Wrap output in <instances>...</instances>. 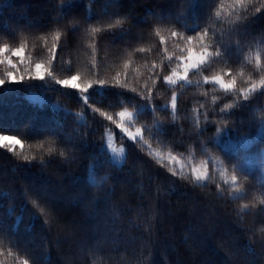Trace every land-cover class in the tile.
I'll list each match as a JSON object with an SVG mask.
<instances>
[{
    "label": "trees",
    "instance_id": "trees-1",
    "mask_svg": "<svg viewBox=\"0 0 264 264\" xmlns=\"http://www.w3.org/2000/svg\"><path fill=\"white\" fill-rule=\"evenodd\" d=\"M69 3L73 7L62 11L63 5ZM185 3L186 0H0V47L8 44L14 50L24 44L22 55L27 61L21 63L13 56L16 69L0 64V75L7 77L13 70L25 77L23 81L7 80L0 87V135L16 136L24 142L23 149L16 146V153L44 157L43 162L37 159L27 164L0 146L3 264H20L24 258L30 264H264V204L258 202L264 197L262 171L257 164L250 168L243 165L236 172L238 183L243 185L241 199L233 200L230 176L233 165L242 163L241 152L226 150L217 141L225 130L237 137L254 138L264 125V96L256 95L250 101L238 102L244 106L224 109L235 97L219 85L202 80L203 75L231 68L237 74L245 71L238 81L243 86L247 75L253 74L250 64L229 61L213 64L203 73L190 71L192 82L175 88V113L170 107L173 89L166 83L159 84L152 93L154 102L169 106L154 113L149 109V114L139 115L134 123V128L146 129L145 138L151 147L120 135L118 124L93 112L76 94L78 90L58 83L76 72L94 79V56L100 78L111 79L132 54L128 82L142 90L150 74L144 67L147 60L163 63L165 73L176 66L175 56L170 63L167 56L161 55L162 45L156 50L158 38L152 31L156 25L175 26L188 35L194 34L196 24L211 25L209 30L218 39L234 42L239 38L226 19L207 20L206 0H200L196 16L182 7ZM220 3L226 5L227 16L231 0H216L217 5ZM214 10L213 7L211 11ZM121 17L127 18L123 29L112 31L131 32L120 43L113 44L107 30L96 37L88 34L90 25L99 26ZM246 23L247 39L255 50L264 35V17ZM74 26L80 31L73 36ZM57 29L63 33L61 48L68 42H72L71 47L57 49L50 74L46 73L43 80L30 78L28 73L30 69L34 72L35 63L49 59L51 35ZM93 42L97 45L95 53L91 49ZM141 44L152 51L135 52ZM168 46L179 53L171 37ZM31 95L41 101H34ZM89 95L90 104L117 119L121 110L143 112L141 105L148 103L138 92L112 86L93 85ZM217 129L222 131L218 134ZM108 132H114L117 144L125 147L122 166L113 161L102 163L105 157L99 154L108 155L101 147ZM50 138L55 140L54 145L46 143ZM41 143L44 148L38 147ZM71 146L75 151L70 158L59 155L60 149ZM49 147L57 151L49 155ZM252 149L264 150V136L253 143ZM154 151L161 152L165 159L149 155ZM170 152L180 159L175 163L168 160ZM94 155L98 157L96 161ZM230 156L237 159L230 161ZM202 163L208 165L209 175L203 183L191 175L192 166ZM181 165L183 179L171 171L173 167L180 170ZM37 198L52 210L48 222L31 204ZM254 201V206L243 209L244 203Z\"/></svg>",
    "mask_w": 264,
    "mask_h": 264
},
{
    "label": "snow or ice",
    "instance_id": "snow-or-ice-1",
    "mask_svg": "<svg viewBox=\"0 0 264 264\" xmlns=\"http://www.w3.org/2000/svg\"><path fill=\"white\" fill-rule=\"evenodd\" d=\"M206 4L209 8L207 20L215 21L219 18L226 19L227 23L231 26L230 30L237 33L239 37L238 39L234 42L231 40L225 41L222 38L218 39L215 32H210L209 28L211 25L208 27H199L198 24L194 25L192 28V31L194 32L193 35H188L186 32L180 31L175 26L168 28L156 25L152 29L154 35L158 38L156 50L159 51L160 45H162L163 50L161 55L167 56L170 63L173 62L172 57L175 56L176 60L174 62L176 66L172 68L170 72L165 73V65L163 63H156L150 59L147 60L144 67L146 72L150 74L148 75L147 81L143 83L142 90L138 91L137 87L129 84L128 82V69L133 65L132 54H129L123 62L122 69L117 71L111 79L100 78L98 72L99 64L94 56L93 64L97 67V75L94 79L84 78L82 73L76 72L74 75H69L67 78L59 79L58 83L65 87L71 86L72 89L78 90L76 94L79 95L83 103L90 107L93 112H99L100 115L105 117L108 121L117 123L119 128L127 134L131 141L137 144L143 143L149 147H151V145L145 138L146 129L143 127H136L135 130H133V128L129 125L134 124L139 115L149 114V109H151V112L154 113L160 111L162 107L169 106L168 104L158 105L154 102L155 98L152 93L161 83H166L173 89L170 96V107L173 113H175L178 108V96L175 92V88L182 83L192 82L189 80L190 71L194 70L198 73H203L216 63L227 64L229 61L238 63L243 60L252 66L251 71L253 73L247 75V83L245 85H238L239 78L246 75L245 71L241 70L237 74L234 73L231 68H228L226 71L221 70L209 75H203V82L219 85L222 89L231 93L235 97V100L232 103L224 105V109H233L236 106H244L238 104V102L241 100L250 101L256 95L264 96V35L260 36V43L257 45V48L252 50V41L247 39L249 23H246L255 22L261 17H264V0H231V3L227 5V16L224 14V10L226 8L224 3L217 5L216 0H206ZM72 7L73 5L70 3L63 5L62 11L64 9L70 10ZM182 7H186L190 15L196 16L200 8V0H186V3L182 5ZM213 7L215 9L214 12L211 11ZM161 19H163V17H161ZM126 20V17H121L119 19H115L114 21L110 20L104 22L99 26L93 24L89 26L87 31L91 37H96L99 33L107 30L108 34L113 39V44H118L120 43L121 38H126L128 36L131 29H124L121 32H114L112 30L116 28L123 29V25L126 23ZM142 22L147 23V21ZM137 23H141V21H138ZM184 26L187 27L186 24ZM71 31L74 36L75 33L80 31V29L79 27L74 26ZM62 35L63 33L59 29L52 33L51 44L48 47V51L50 53L49 59L46 61L36 62L34 72L31 69L29 70L28 75L30 78L34 76L37 79L43 80L46 73L50 74L51 62L56 59L57 49L61 48ZM220 36L222 37L223 33H221ZM169 37L172 38V42L176 45V47L180 49L179 53L170 51L168 46ZM45 39L47 43V38ZM139 39L142 40L143 37L141 36ZM71 43L72 42L65 43L63 48L71 47ZM25 47L26 46L24 44H21L13 50L8 44H4L0 47V64L7 63L12 69H16L18 64L14 62L13 56L20 58L21 63L27 62L26 58L22 55L25 52ZM63 48H61V50H63ZM91 49L93 53L97 52V45L95 42L92 43ZM150 51H152V49L143 44L135 48V52L139 53L146 54ZM136 73H140L139 67L136 68ZM24 79L25 77L23 74L10 70L7 73V77L0 75V87L4 86L7 80L23 81ZM77 81H79V83H77ZM93 85H98L101 88H104L105 86H112L120 89H129L132 93L138 92V95L143 97L148 103L141 105L143 112H132L127 108L121 110L118 113L117 119L113 115H110L107 111H103L102 108L97 107L95 104H90L89 90L93 88ZM224 109H221V111H224ZM81 115L83 116V114ZM262 120H264V115H262ZM221 131V129H217L218 134ZM6 141H11V143H6ZM46 143L54 145L55 140L50 138L46 141ZM17 145H20L21 149H23L24 142L19 140L16 136L0 135V146L10 150L14 154L19 155L20 159L27 164H31L37 159L43 162V155L37 157V155L31 153L24 154L23 151L16 153ZM107 146L111 147V152L113 154L124 157L125 148L123 146H113L111 134L108 135ZM38 147L44 148V143H41ZM101 147L103 148L104 146L102 145ZM55 151H57V149L54 147H49L47 150L49 155ZM74 151L75 146H71L67 150L60 149L59 155L68 159L70 158V154ZM99 155L105 157L102 161L104 164L111 163L114 159L113 155H107L104 152H101ZM149 155H153L161 161L165 159L163 154L159 151L149 152ZM97 159L98 157L94 155L93 161H96ZM167 159L175 163L180 159V157L172 155L170 152ZM233 159L237 158L232 156L229 157L230 161ZM239 159L242 161L244 158L240 157ZM241 169H243V163H240L238 166L233 165V173L230 176L231 186L233 189V200L241 199L243 185L238 183L239 176L236 174V172ZM171 171L174 174L181 176L182 179L185 178L183 165H181L180 170L173 167ZM225 172H227L226 169ZM191 175L194 176V180L196 182L207 181L209 179L208 165L205 163H202L199 167L193 165ZM25 195H27V192H25ZM258 202L260 204H264V197H260ZM255 203V201L251 203H244L242 207L243 209H249L254 206ZM31 204L45 217V222H48V219L52 217V210L45 206V204L38 198L32 199ZM261 243L264 244V239H262ZM3 254V248H0V255ZM0 264H3V261H0ZM20 264H30L29 259H21Z\"/></svg>",
    "mask_w": 264,
    "mask_h": 264
},
{
    "label": "rangeland",
    "instance_id": "rangeland-1",
    "mask_svg": "<svg viewBox=\"0 0 264 264\" xmlns=\"http://www.w3.org/2000/svg\"><path fill=\"white\" fill-rule=\"evenodd\" d=\"M30 98H32L34 101L40 102L41 99L38 96H33L31 95ZM130 127L134 128V124L129 125ZM117 132L125 137L128 140H131L126 133H124L119 126L117 127ZM111 134L112 136V144L115 147H120L124 145H119L116 142V134L114 132H108L106 134L105 142H104V148L107 150L108 155H113L114 159L112 160L117 166H122L125 162V156H126V150H125V155L124 157H120L117 154H113L111 152V147L107 146V140H108V135ZM264 136V125L261 127L260 131L257 133V135L254 138L250 137H237L234 133L232 134L230 131L225 130L221 132L218 135L217 141L218 143L226 150H231V151H240L241 156L244 158L242 160L243 165L247 167H253L255 164H257L260 169H261V177L260 181L264 183V150L259 152L257 150L252 149L253 143ZM125 148V147H124ZM185 165V163H183ZM205 181H201L203 183Z\"/></svg>",
    "mask_w": 264,
    "mask_h": 264
}]
</instances>
